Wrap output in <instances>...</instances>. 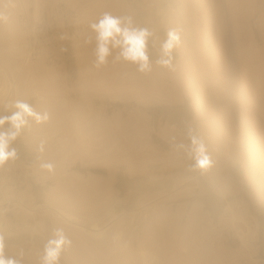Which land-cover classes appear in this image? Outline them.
<instances>
[{
	"label": "rangeland",
	"instance_id": "obj_1",
	"mask_svg": "<svg viewBox=\"0 0 264 264\" xmlns=\"http://www.w3.org/2000/svg\"><path fill=\"white\" fill-rule=\"evenodd\" d=\"M105 13L151 33L150 70L118 48L97 66L90 26ZM1 71L0 116L17 99L48 115L0 165L5 260L42 264L59 231L57 264H140L145 245L155 264H264V0H0ZM53 207L109 223L96 239Z\"/></svg>",
	"mask_w": 264,
	"mask_h": 264
},
{
	"label": "clouds",
	"instance_id": "obj_2",
	"mask_svg": "<svg viewBox=\"0 0 264 264\" xmlns=\"http://www.w3.org/2000/svg\"><path fill=\"white\" fill-rule=\"evenodd\" d=\"M96 32L97 46L95 50L97 66L107 62L111 49L118 48L119 57L138 65L141 72L150 70L149 57L147 55V38L151 33L147 29H141L133 26L130 18L114 17L105 13L103 17L90 26ZM179 35L175 31H169L167 39L161 45L162 56L157 60V64L169 67L171 66L172 51L179 44ZM10 107L15 111L11 115L0 116V165H4L11 159H15L17 151L11 148V142L21 134V131L28 126L29 118L37 123H42L48 119L47 113L41 115L37 113L31 105L23 100H14ZM5 125L9 127L4 128ZM190 146L189 152L196 162L197 167H205L208 163L205 154V147L201 140L195 135L189 133ZM185 148L183 144L178 145ZM50 167V166H49ZM55 239L48 242L45 247L42 264H57L60 252L68 243L61 232L56 233ZM0 264H16V261L5 260L0 255Z\"/></svg>",
	"mask_w": 264,
	"mask_h": 264
},
{
	"label": "bare ground",
	"instance_id": "obj_3",
	"mask_svg": "<svg viewBox=\"0 0 264 264\" xmlns=\"http://www.w3.org/2000/svg\"><path fill=\"white\" fill-rule=\"evenodd\" d=\"M238 1V0H237ZM239 31V30H238ZM263 41V40H262ZM255 54V53H254ZM259 58V57H258ZM254 67V66H253ZM27 68H28V66H27ZM263 68V67H262ZM25 68H23V70H24ZM26 70V69H25ZM28 70V69H27ZM1 75L3 76V80L1 81L0 80V100L2 101V100H6L7 98H8V94L10 93V91H8V89H9V82H8V80H7V76L5 75V73L4 72H2L1 71ZM22 73V72H21ZM25 74V73H24ZM21 76V75H20ZM16 84H17V82H16ZM16 85L15 84H12L11 83V86H10V89H12V88H14ZM17 88V87H16ZM84 124V123H83ZM74 126V125H73ZM79 127H80V125H79ZM79 129V128H78ZM83 130H81L80 132H82ZM75 135V134H74ZM81 137V136H80ZM80 140H81V138H80ZM130 172V171H129ZM157 181V180H156ZM121 200V199H120ZM53 209H54V211L56 212V214L58 215V216H60V217H62L63 219H65L66 221H71V222H75V223H77V224H75L76 226H78L80 229H82V230H84V231H86L87 233H88V235L90 234L91 236H94V237H96V239L99 237V236H101L102 235V233H103V231H104V228L108 225V223H106L103 227H99L96 223H94L93 221H92V223L90 224V226H88V227H84V225H82L83 223H79V218L77 217V216H75L74 214H72V213H69L68 211H66L65 209H63V208H60V207H53ZM112 213V212H111ZM133 214V213H132ZM110 217V216H109ZM157 217V216H156ZM165 218V217H164ZM168 218H171V217H168ZM169 222V221H168ZM168 222H165V223H168ZM159 225V224H158ZM172 225V224H171ZM173 226V225H172ZM172 226H171V228H172ZM164 227V226H163ZM154 228V227H153ZM158 230V229H157ZM154 231V233H156L155 232V230H153ZM148 232V231H147ZM160 233V232H159ZM171 233V232H170ZM157 234V233H156ZM136 235V234H135ZM141 235H143V234H141ZM167 235V234H166ZM165 235V236H166ZM117 236H119L118 234H117ZM150 236V235H149ZM152 236V235H151ZM150 236V237H151ZM157 236V235H156ZM162 236V235H161ZM120 237V236H119ZM118 237V238H119ZM114 238V237H113ZM117 238V237H116ZM146 238H148V237H146ZM139 239V238H138ZM138 239H137V241H138ZM168 239V238H167ZM101 240V239H100ZM147 241V240H146ZM146 241H144L145 243H146ZM149 241V240H148ZM139 242V241H138ZM160 242V241H159ZM164 242V241H163ZM100 243V242H99ZM98 243V244H99ZM112 243V242H111ZM140 244H142L141 242H139ZM150 243V242H149ZM154 243V242H153ZM102 244V243H101ZM100 244V245H101ZM159 244V243H158ZM109 245V244H108ZM113 244H111V246H112ZM138 245V244H137ZM145 245V244H144ZM156 245V244H155ZM115 246V245H114ZM141 246H143V245H141ZM153 246V245H152ZM138 247H139V249H140V245H138ZM137 247V248H138ZM144 247H145V249H144ZM148 247V246H147ZM154 247V246H153ZM156 247V246H155ZM137 248H136V250H137ZM158 248V247H157ZM171 248V247H170ZM166 249V248H165ZM147 249H146V245L145 246H143V248H141L140 249V258H141V263L140 264H152V263H154V261H155V256H154V254L153 253H151V252H149V251H146ZM149 250V249H148ZM150 250H151V248H150ZM154 250V249H153ZM152 250V251H153ZM158 250V249H157ZM156 250V251H157ZM161 250H164V248L163 249H161ZM155 251V250H154ZM167 251V250H166ZM162 252V251H161ZM164 252V251H163ZM137 254H138V252H137ZM130 255V254H129ZM133 255V254H132ZM161 256V255H160ZM162 256H164L163 254H162ZM168 256V255H167ZM135 257V256H134ZM159 257V256H158ZM160 258H162V257H160ZM174 258V257H173ZM133 259V258H132ZM163 259V258H162ZM170 260V259H169ZM169 260H168V262H169ZM171 260H173L172 258H171ZM170 260V261H171ZM176 260V259H175ZM159 262H160V260H159ZM172 262V261H171ZM136 263H138V262H136ZM162 263V262H161ZM161 263H159V264H161ZM170 263V262H169ZM173 263V262H172ZM177 263V262H176ZM129 264V263H128ZM155 264V263H154ZM168 264V263H167Z\"/></svg>",
	"mask_w": 264,
	"mask_h": 264
},
{
	"label": "built area",
	"instance_id": "obj_4",
	"mask_svg": "<svg viewBox=\"0 0 264 264\" xmlns=\"http://www.w3.org/2000/svg\"><path fill=\"white\" fill-rule=\"evenodd\" d=\"M2 192V187H1V184H0V193Z\"/></svg>",
	"mask_w": 264,
	"mask_h": 264
}]
</instances>
